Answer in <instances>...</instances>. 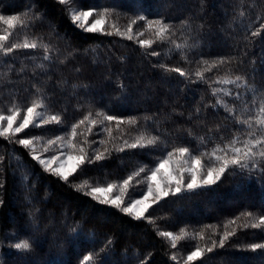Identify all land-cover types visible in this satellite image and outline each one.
Returning <instances> with one entry per match:
<instances>
[{
	"label": "trees",
	"instance_id": "trees-1",
	"mask_svg": "<svg viewBox=\"0 0 264 264\" xmlns=\"http://www.w3.org/2000/svg\"><path fill=\"white\" fill-rule=\"evenodd\" d=\"M70 5L102 14L122 32L79 28ZM0 16H16L13 24L32 21L16 29L0 21V35L14 33L10 42L47 45L0 56V113L14 101L24 112L43 97L46 111L61 117L15 140L70 139L72 125L88 116L77 127L76 150L94 159L95 151L108 149L105 159L64 181L34 160L30 148L0 137V264H85V256L89 264H186L196 247L203 257L187 264H264V249L250 248L264 244V225L251 226L264 215V159L247 169L230 167L215 185L170 194L141 219L99 202L83 185L123 183L133 175L130 183L142 181L129 189L134 197L177 147H188L204 166L243 148L251 129L238 121L264 105V30L251 35L264 25V0H0ZM157 19L170 25L163 38L159 25H147ZM236 77L248 88L230 84L225 95L221 81ZM108 115L123 122L117 126ZM149 138L158 143L126 147ZM140 168L145 172L137 177ZM162 232L179 237L175 248ZM226 232L233 235L221 246ZM20 242L30 248L16 249Z\"/></svg>",
	"mask_w": 264,
	"mask_h": 264
},
{
	"label": "snow or ice",
	"instance_id": "snow-or-ice-1",
	"mask_svg": "<svg viewBox=\"0 0 264 264\" xmlns=\"http://www.w3.org/2000/svg\"><path fill=\"white\" fill-rule=\"evenodd\" d=\"M60 3H64L65 0H59ZM93 10L89 9L86 11H76L73 10L71 14V21L73 24L77 25L79 28L87 32H103V25L105 20L101 14L100 18L93 19L89 24V18L93 17ZM16 16H10L5 19L4 16H0V21H4L8 24L9 28H24L27 25L31 24V20L20 21L18 24H13V21H16ZM138 20H145V17H138ZM137 21H132L128 26V32H131L132 25L136 24ZM87 25V26H86ZM147 25L149 28H152L153 25H159L157 31V36L163 38V34L167 33L170 30V25L164 23L162 19L157 20H147ZM264 30V25L261 26V29H258L256 32H252V36L260 35L261 31ZM14 33L7 32V34L0 35V56L9 57L15 51L20 49H32L43 47L47 49V45H42L38 41L33 40L29 42L25 39L22 43L10 42L11 37ZM110 34V33H109ZM123 35V33H121ZM132 39L131 35L127 37ZM141 46L148 45L150 46L153 42L149 40H140ZM179 47V46H178ZM152 55H157L153 52ZM45 59H48V56L45 55ZM227 61L221 59L220 64H224ZM179 73L181 76H185L180 68L171 69ZM197 77H201V73H196ZM241 77H236L235 80H226L221 81V83L234 84L237 88H248L247 83H240ZM225 91L213 89V92ZM225 95H230V92L225 91ZM239 95V93L237 94ZM221 103V101H218ZM46 107L44 103V98L41 97L38 100H34L30 106L26 107L22 115V108L16 106V102H13L11 108L4 109L3 111L9 112L10 114L0 113V137L8 139L10 142H18L19 145H22L24 148L29 149L33 147V139H19L15 140L17 134L25 132L26 129L30 127H39L48 123L59 124L61 122V117L59 115H52L45 117L42 109ZM224 107L227 111H232L227 108V105L224 104ZM89 117L85 116L84 119L80 120L78 124L72 125L71 128V138L67 139L66 142L62 143L59 147L60 156L53 155L49 159H42L40 155H34L33 159L36 160L44 169L50 173L55 174L60 179L68 181L69 177L77 173V171L86 163H93L95 161H100L106 158L108 149H105L104 152L95 151L94 159L89 156V154L83 149H79V155H73L68 149L76 148V145L73 143V139L77 136V127L88 121ZM107 121L112 122L116 121L117 126L123 121L118 117L113 115H108L105 118ZM19 121V122H18ZM38 122V123H37ZM134 122V121H133ZM97 121H91V124L95 125ZM102 123V121L100 122ZM247 128L251 129L248 134V138L243 143V148L241 147H232L231 158L225 156H217L216 160L219 161L218 167H208L206 174H203L201 171V158L199 156L192 158V164L190 167H184L185 161L183 160L185 154L189 153L188 147H177L174 151L168 152L167 157L161 159L160 162L156 165L154 169L151 170V175L147 176L148 181L147 191L140 193L139 199H131L125 201L121 196L117 195L115 198H110L107 194L112 192L115 185L109 183L106 188L102 187H93L91 188L89 195L93 196L99 202L114 206L120 209L123 213L131 215L135 219H141L145 217V214L149 212V209L153 205L158 204L164 198L169 197V195L175 196L176 194L181 193L182 191H192L201 188H206L212 185H215L218 181L221 180V177L225 174L226 170L230 167L238 166L240 169H247L250 167H255V161L260 158L264 159V105H262L258 110V115L249 116L247 119L238 121ZM110 131V129H109ZM63 137H57V141H63ZM57 141L48 140L47 145L52 147L56 145ZM158 143V138H149L145 143H141L139 140L132 144H126L127 148L136 149V148H145L148 146H155ZM47 150V149H45ZM123 151L124 149H119ZM177 154H179L177 156ZM69 162H71L69 164ZM56 163L57 166H53ZM145 172L144 168H140L138 172L135 173V176H140L141 173ZM188 175L187 181H185V175ZM134 179L133 175H129L127 179L123 180L122 191H127L129 189H136L142 181L137 180L135 183H130ZM79 190V189H78ZM103 196V198H101ZM126 204L127 206L122 207ZM250 215V214H249ZM261 225H264V215L259 217V223L252 224L253 228H259ZM248 227V225H244ZM160 235L165 237H171L173 241L179 239V237L173 236L172 232H162ZM233 234L226 232L223 236L219 238V244L224 245L225 241L228 240ZM212 246L207 248V252L211 253L216 246L217 241L213 240ZM16 249L27 250L30 248L28 242H20L14 245ZM172 247H176L173 243ZM252 250L264 249V244L253 243L250 245ZM204 250L200 247H196L195 250L190 251L187 255V262L196 261L197 259L203 257ZM172 260H176L177 257L173 255ZM85 264H89L91 261V256L84 257Z\"/></svg>",
	"mask_w": 264,
	"mask_h": 264
},
{
	"label": "rangeland",
	"instance_id": "rangeland-1",
	"mask_svg": "<svg viewBox=\"0 0 264 264\" xmlns=\"http://www.w3.org/2000/svg\"><path fill=\"white\" fill-rule=\"evenodd\" d=\"M73 10H76V11H86L87 9H79V8L73 6V5H70V12H71V14H72ZM100 16H101V15L93 14V17H90V18H89V24L91 23V21H92L93 19H98V18H100ZM103 18H104V20H105V23H104V25H103V29H104V30L106 29L107 32H109V33H114V34L122 32V31L117 30V27H116L115 25H112V23H110L109 20H108L105 16H103ZM86 26H87V25H86ZM123 33H127V32H123ZM229 85H230V84H226V83L223 85V87H224V89H225L226 91H229V90H230ZM42 111H43L45 117H49V116H51V115L46 111L45 108L42 109ZM7 114H10V113H9V112L5 113V115H7ZM22 115H23V112H22ZM18 122H19V121H18ZM37 123H38V122H37ZM57 137H58V136H57ZM57 137H52V138H50V139H41V138H25V139H33L34 144H33V147L30 148L31 151H32V153H33V155H40L42 159H49V158H50L51 156H53V155L60 156V152H59L58 149H59L60 145H61L62 143H64V142H66V140H67V138H66L65 136H59V137H63L64 140H63V141H57ZM48 140L57 141V143H56V145H54V146H52V147H49V146L47 145V141H48ZM45 149H47V150H45ZM76 149H77V147L74 148V149H68L67 151H70L73 155H79V154H81V153H80L78 150H76ZM178 155H179V154H177V156H178ZM166 157H167V155H166L164 158H166ZM164 158H163V159H164ZM192 158H193V156H192L190 153L185 154V156H184V158H183V160L185 161V163H184V167L187 168V167H190V166H191V164H192ZM229 158H231V156H230ZM216 162H217V161H216ZM70 163H71V162H69V164H70ZM219 163H220L219 161L217 162V164H216L215 162H213L212 164H210V165H208V166H204V165L201 163V171H202V173H203V174H206V172H207V168H208V167H218V166H219ZM53 166H54V167L57 166L56 163H54ZM150 175H151V173H150ZM188 178H189V177H188V175L186 174V175H185V181H187ZM111 184L115 185V187H114V189H113L112 192H110V193L107 194L110 198H115V196H117V195L121 196L122 199H124L125 201H129V200H131V199H139V198H140V195H138V196H134V197H132L131 195H129V192H128L129 190H127V191H122L121 188H122V186H123V183H111ZM147 184H148V181H146V184H145V186H144L142 192H146V191H147ZM83 185H84V187L86 188V190H88V191L90 192L91 188H93V187H102V188H106L108 184H107V185H104V184L90 185V184H88L87 182H84ZM142 192H141V193H142ZM101 198H103V196H102ZM124 206H127V205H126V204L122 205V207H124ZM173 236H175V235L173 234ZM175 237H176V236H175ZM170 238H171V237H170ZM171 240H172L173 243L176 244V240L173 241L172 238H171ZM185 261H187V255H186V257H185Z\"/></svg>",
	"mask_w": 264,
	"mask_h": 264
}]
</instances>
